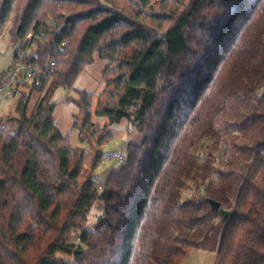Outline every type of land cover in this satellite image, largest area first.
<instances>
[{
    "label": "trees",
    "instance_id": "trees-1",
    "mask_svg": "<svg viewBox=\"0 0 264 264\" xmlns=\"http://www.w3.org/2000/svg\"><path fill=\"white\" fill-rule=\"evenodd\" d=\"M57 21L69 51L34 113L24 93L18 130L0 128V264H183L207 241L215 264H264V0H0V38L13 22V43ZM96 54L106 87L96 107L80 94V142L114 138L94 116L132 120L143 135L102 185L103 153L72 146L52 101ZM204 140L215 153L200 166ZM191 177L203 189L183 201ZM99 201L104 215L84 228Z\"/></svg>",
    "mask_w": 264,
    "mask_h": 264
},
{
    "label": "rangeland",
    "instance_id": "rangeland-1",
    "mask_svg": "<svg viewBox=\"0 0 264 264\" xmlns=\"http://www.w3.org/2000/svg\"><path fill=\"white\" fill-rule=\"evenodd\" d=\"M66 17H69V13L61 11ZM51 19V18H50ZM49 21V20H48ZM61 21V20H60ZM13 22L7 27L5 34L0 38V78L6 74L8 69L12 66L15 54L22 49V41L13 43ZM51 30L54 29V23L50 25ZM108 64V61L98 54L95 55V61L93 64L87 66L79 78L76 80L72 88L66 87L58 89L52 99L56 103V108L54 111V117L56 119V127L64 136L69 135L71 137V144L79 152L85 150L91 154L103 153V163L98 169V171L93 175L95 181L98 185L104 184L110 177L113 170L119 168L117 163L113 161L112 163L106 162L105 158L109 154L120 153L127 158L128 144H140L143 140V135L141 134L138 127L134 124L132 120H125L119 124H113L109 127L107 118L93 117V122L101 127H108L111 132L114 133V138L112 141L104 147H94L87 143L80 142L79 131L75 129L74 122L76 115L78 114V108L76 106L77 102H80V94L85 91L92 95L94 98V106L96 107L97 99L105 90V83L103 81V72ZM29 94L30 105L28 109V116H31L37 108L38 101L42 94L36 89L21 88L17 92V97L10 98L7 102H2L0 97V115L3 118L7 130L14 133L18 130L19 115L16 112L18 105V100H20L23 94ZM3 104V105H2ZM94 107V111H95ZM93 111V113H94ZM211 147V149H210ZM215 148L213 142L204 140L198 147L197 153L200 158V166L208 163L211 151L215 153ZM87 172V171H86ZM203 183L200 179H195L193 177L189 178L186 182V190H184L182 195V200H188L189 198L195 196L202 188ZM203 189V188H202ZM105 205L99 201L95 208L91 211L88 219L84 224V228L95 230L100 222V218L104 215ZM79 232L74 233L72 244L78 243ZM217 258V253L215 252L214 243L212 241H207L201 244L197 248H193L188 253L187 257L182 262L183 264H215Z\"/></svg>",
    "mask_w": 264,
    "mask_h": 264
},
{
    "label": "built area",
    "instance_id": "built-area-1",
    "mask_svg": "<svg viewBox=\"0 0 264 264\" xmlns=\"http://www.w3.org/2000/svg\"><path fill=\"white\" fill-rule=\"evenodd\" d=\"M54 27L48 34L42 33L36 36L30 33L22 40V44L27 47L16 53L12 66L8 69L5 79L1 82L0 97L2 102H7L23 87L34 90L43 88L49 80L51 73L57 66L58 59L69 51L71 45L68 39H64V30L67 28L65 24H60L57 21L54 22ZM47 47L50 50L45 53V55H48L45 56L47 57L45 60L42 57L44 55L39 52L42 49L44 53ZM0 128L2 130L7 129L1 116ZM105 160L108 163L115 161L119 167L125 165L128 161L120 153L109 154ZM99 190L102 191V186L99 187ZM77 245H80L79 239Z\"/></svg>",
    "mask_w": 264,
    "mask_h": 264
},
{
    "label": "water",
    "instance_id": "water-1",
    "mask_svg": "<svg viewBox=\"0 0 264 264\" xmlns=\"http://www.w3.org/2000/svg\"><path fill=\"white\" fill-rule=\"evenodd\" d=\"M208 202L211 205V209L214 212H219L221 213L222 217H223V222H226L228 220V216H229V211L225 210L222 208V204L220 202H216L213 200H208Z\"/></svg>",
    "mask_w": 264,
    "mask_h": 264
},
{
    "label": "crops",
    "instance_id": "crops-1",
    "mask_svg": "<svg viewBox=\"0 0 264 264\" xmlns=\"http://www.w3.org/2000/svg\"><path fill=\"white\" fill-rule=\"evenodd\" d=\"M14 98L17 97V93L13 96ZM19 101V100H18ZM18 103V102H17ZM3 105V104H2ZM0 110H1V105H0ZM1 116V115H0Z\"/></svg>",
    "mask_w": 264,
    "mask_h": 264
}]
</instances>
